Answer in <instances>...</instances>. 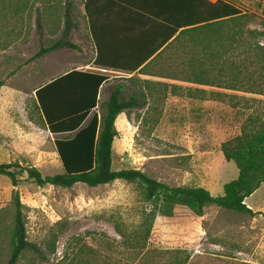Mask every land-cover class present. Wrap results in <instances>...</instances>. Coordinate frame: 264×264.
Returning <instances> with one entry per match:
<instances>
[{
    "label": "rangeland",
    "instance_id": "rangeland-1",
    "mask_svg": "<svg viewBox=\"0 0 264 264\" xmlns=\"http://www.w3.org/2000/svg\"><path fill=\"white\" fill-rule=\"evenodd\" d=\"M232 1L248 16L223 30L225 46L216 48L218 60L208 76L218 86H189L196 97L188 105L153 104L136 109L128 120L118 119L114 170L141 169L173 186H203L214 196L238 177L237 164L225 158L221 146L244 126L255 130L264 122V3ZM236 30H243V40L232 43ZM41 38L35 24H0V164L34 165L52 175L64 167L36 97L52 60L50 54L32 59ZM194 48L203 46L187 36L174 48L176 64L188 69L184 52ZM25 177L18 190L28 239L40 251H27L18 264H125L127 235L144 228V218L156 209L135 184L122 180L64 188L42 187ZM13 191L10 178L0 174V264L11 254ZM245 202L260 213L210 206L188 223H160L156 241L151 237L149 243L168 248L171 264H264V182Z\"/></svg>",
    "mask_w": 264,
    "mask_h": 264
},
{
    "label": "trees",
    "instance_id": "trees-1",
    "mask_svg": "<svg viewBox=\"0 0 264 264\" xmlns=\"http://www.w3.org/2000/svg\"><path fill=\"white\" fill-rule=\"evenodd\" d=\"M187 24L176 23L172 19V37L179 28L186 27L173 43L178 46L180 37L189 36L195 43L202 44L198 49H186L182 62L188 69L181 76L189 81L211 83L208 78L213 65L218 60L216 48H223V30L227 24L239 25L238 21L248 16L241 6L229 0H188L186 6ZM242 24V23H240ZM243 30L232 34V43L243 40ZM68 31L64 32V41L42 48L32 59L66 46L75 45L67 41ZM184 42L183 40L181 43ZM185 44V43H184ZM222 56V54H220ZM168 62L176 64L178 55L167 56ZM173 75V73H171ZM176 75V74H175ZM107 75L95 71L72 70L36 89L39 108L46 125L54 135L68 133L64 137H55L56 152L63 164L64 172L44 175L34 166H23L18 162L0 164V174L10 178L13 186L14 227L10 240V258L7 264H18L29 250L40 249L28 239L24 204L18 185L26 181L39 186L53 185L70 188L79 183L90 187L122 180L135 184L140 197L156 209L143 220L144 228H138L127 235L129 245L125 264H171L168 248L152 245L156 241L160 223L185 224L206 214L210 206L227 208L239 213L255 215L245 202L264 182V122L255 129L243 127L240 134L224 141L221 149L225 158L234 161L239 175L224 185V194L214 196L207 188L196 185L173 186L149 176L141 169H113L114 142L118 135L116 120L118 115L134 106H143L134 101H125L121 96L123 87L112 93L109 100L99 106L100 89L107 81ZM4 81H0V89ZM236 89V88H234ZM101 107L100 114L95 111ZM175 253V252H174ZM174 255V254H173ZM172 255V256H173Z\"/></svg>",
    "mask_w": 264,
    "mask_h": 264
},
{
    "label": "crops",
    "instance_id": "crops-1",
    "mask_svg": "<svg viewBox=\"0 0 264 264\" xmlns=\"http://www.w3.org/2000/svg\"><path fill=\"white\" fill-rule=\"evenodd\" d=\"M260 1L264 3V0ZM187 2L0 0V24L19 22L37 25L43 42L39 51L63 42L67 30V41L75 47L62 46L40 56L50 54L52 60L43 69L45 74L42 79L45 82L39 87L74 69L105 74L108 78L100 89L99 106L120 87H123L121 96L125 101L143 105L127 109L117 117V120H128L136 109H149L153 104L188 105L196 97L194 92L189 91V86L217 85L186 80L181 76L184 70L181 65L168 62L167 56L176 55L171 44L177 35L187 29L179 28L172 37V19L176 23L187 24ZM11 18L20 19L13 21ZM182 40L186 42L187 35L183 39L180 37L178 45ZM100 108L95 109L99 114ZM183 108L180 106V112ZM160 109L162 107L155 112ZM47 129L54 140L55 137L68 135H54L48 126Z\"/></svg>",
    "mask_w": 264,
    "mask_h": 264
}]
</instances>
